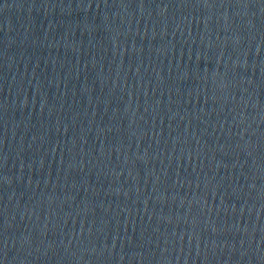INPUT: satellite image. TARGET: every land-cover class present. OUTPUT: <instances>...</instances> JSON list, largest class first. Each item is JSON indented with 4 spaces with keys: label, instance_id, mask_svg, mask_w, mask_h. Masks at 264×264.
Wrapping results in <instances>:
<instances>
[{
    "label": "water",
    "instance_id": "water-1",
    "mask_svg": "<svg viewBox=\"0 0 264 264\" xmlns=\"http://www.w3.org/2000/svg\"><path fill=\"white\" fill-rule=\"evenodd\" d=\"M0 264H264V0H0Z\"/></svg>",
    "mask_w": 264,
    "mask_h": 264
}]
</instances>
